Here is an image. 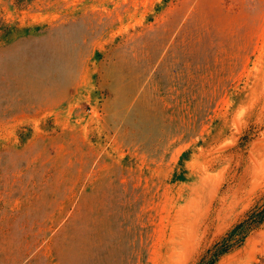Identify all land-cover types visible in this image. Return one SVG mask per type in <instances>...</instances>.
I'll list each match as a JSON object with an SVG mask.
<instances>
[{"label":"rangeland","instance_id":"374dc122","mask_svg":"<svg viewBox=\"0 0 264 264\" xmlns=\"http://www.w3.org/2000/svg\"><path fill=\"white\" fill-rule=\"evenodd\" d=\"M0 264H264V0H0Z\"/></svg>","mask_w":264,"mask_h":264},{"label":"crops","instance_id":"0c3cea01","mask_svg":"<svg viewBox=\"0 0 264 264\" xmlns=\"http://www.w3.org/2000/svg\"><path fill=\"white\" fill-rule=\"evenodd\" d=\"M116 61V60H115ZM114 62V61H113ZM122 78V77H121ZM126 80H125V84H127V85H130V82H129V79H130V75H126ZM144 78V75H142V78L141 79H143ZM141 81V80H140ZM133 82H134V79H133ZM139 82V81H138ZM138 82H136V83H138Z\"/></svg>","mask_w":264,"mask_h":264}]
</instances>
